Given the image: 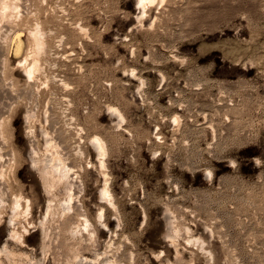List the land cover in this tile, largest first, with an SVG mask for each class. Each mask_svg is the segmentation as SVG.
<instances>
[{"label":"rangeland","instance_id":"374dc122","mask_svg":"<svg viewBox=\"0 0 264 264\" xmlns=\"http://www.w3.org/2000/svg\"><path fill=\"white\" fill-rule=\"evenodd\" d=\"M28 1L35 17L50 22L56 40L65 37L53 60H58L57 74L73 87H57L54 95L48 91L42 102L54 96L62 127L72 116L85 127L87 151L76 164L86 166L89 159L97 164L88 145L92 134L103 135L109 144L108 165L123 222L114 237L118 258L124 264H264V0H169L154 6L144 24L137 0ZM77 22L90 29L91 39L74 28ZM65 55L72 61L66 62ZM13 75L17 92L9 78L0 82V114L18 103L9 125L21 156L14 188L32 199L30 220L39 224L47 195L24 133L29 89L20 71ZM109 104L123 110L122 127ZM175 114L183 121L177 131L171 120ZM37 133L41 136L40 124ZM99 172L95 167L83 173L81 200L90 215L102 204ZM167 205L191 228L189 235L205 240L214 258L201 245L188 243V234L178 238L182 254L176 255L166 237ZM108 221L116 228L111 211ZM38 229L31 227L29 246H15L4 222L0 247L7 242L46 264ZM100 234L104 250L110 233ZM162 250L165 255L157 258ZM2 263L9 264L5 257Z\"/></svg>","mask_w":264,"mask_h":264},{"label":"bare ground","instance_id":"6f19581e","mask_svg":"<svg viewBox=\"0 0 264 264\" xmlns=\"http://www.w3.org/2000/svg\"><path fill=\"white\" fill-rule=\"evenodd\" d=\"M167 1L169 0H137V6L141 9V14L138 16L141 24H144V21L150 17L154 6L166 4ZM27 2L29 1L0 0V82L4 79L6 83L5 78H9L10 84L17 92L16 86L19 83L13 75V71L18 70L25 79L26 88L29 89V92L27 91L29 94L27 92L26 94H28L30 104L25 107L22 115L25 122L24 133L30 142L29 158L32 166L39 172L44 192L47 195V203L43 210L41 222L37 224L30 220L33 213L32 199L26 196L22 190L17 191L14 188V182H17L16 169L21 156L12 141V136L9 135V125L18 103L13 102L14 105L11 104L13 106H10V103H4L6 107L8 105L10 107L8 106L9 109L6 111L8 114L4 115L5 111L0 114V224L7 222L9 238L15 246L18 244L29 246L27 239L30 229L31 227H38L40 230L39 247L44 258L47 259L46 264H49L48 259L50 260L51 256L53 264H124L116 254L120 247L114 246V237L119 235L123 222L112 187L113 177L108 165L109 144L103 135L92 134L88 138V145L89 147L92 146L95 152L97 164L92 159L87 161L86 166L76 164V159L83 158L87 151L85 149L87 146L84 147L83 145L87 137L85 127L77 123L75 116L70 117V121L66 122L67 128L62 127L58 114L62 110L57 109L61 105H58L56 99H53L54 96H49L45 104L42 102L43 95L48 91L54 95L53 89L57 87L67 91L73 87L68 78L57 74L55 69L59 67L55 68V66H58V60H53L54 54H56L55 49L57 50L58 47L62 46L65 37L61 36L56 40L53 36L54 31L49 26L50 22L42 20L39 16L35 17L37 13L29 10L31 5H27ZM41 4L43 6V3ZM157 20L158 16L152 21V25ZM74 28L86 36L85 38L91 39L90 29L81 22L75 23ZM57 56L60 58L59 54ZM71 56H64L67 59L66 62L72 61ZM83 69L84 66L80 64L78 72L82 73ZM132 75L135 78L138 77L135 69H132ZM141 81L142 84L139 89H143L146 83L144 79ZM23 91L24 94L25 90ZM66 93L65 99H63L70 106L72 100ZM9 94L7 96L13 99L14 96L11 97ZM3 98H0V101H3ZM10 98L7 97L8 100ZM15 99L18 98L14 97ZM6 107L4 106L5 109L8 108ZM108 111L117 118L119 127H122L123 123L127 121L119 106L109 104ZM171 120L176 126V130L175 128L173 130L177 131L182 125V117L175 114ZM38 124H40L41 136L37 133ZM213 131L216 134L215 129ZM70 147H74V150ZM95 167L103 177L99 189V198L102 200V204L98 206L94 215H90L84 209L83 200H81L82 193L85 192L83 173ZM208 174L212 175L213 173L209 170ZM109 211L112 212L117 222L116 228H112L109 224ZM164 212L168 230L166 237L176 248L177 256L180 257L182 254L179 249L178 238L184 234H188L185 236L188 243H197L201 245L203 250L207 249L204 248L205 240L202 237L189 235L192 231L191 228L181 224L175 210L167 205ZM144 216L147 217L146 211H144ZM104 230L110 233V239L107 240L105 249L102 250L100 233ZM125 238L130 240L128 236ZM15 246L10 247L6 242L0 247V264H3L4 257L9 264H39L33 260V252L30 254L19 251L15 249ZM205 251L210 252L211 257H213L210 250ZM133 254H130L131 260L134 258ZM164 255L165 251L162 250L157 254V258ZM213 258L210 259L213 261ZM168 261L170 262L169 259ZM193 261L194 258H192Z\"/></svg>","mask_w":264,"mask_h":264}]
</instances>
